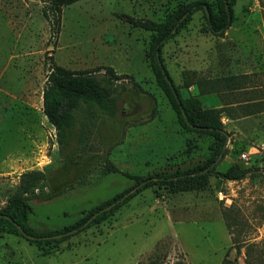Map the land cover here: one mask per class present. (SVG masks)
I'll list each match as a JSON object with an SVG mask.
<instances>
[{"label":"rangeland","instance_id":"obj_1","mask_svg":"<svg viewBox=\"0 0 264 264\" xmlns=\"http://www.w3.org/2000/svg\"><path fill=\"white\" fill-rule=\"evenodd\" d=\"M194 2H206L215 18L225 9L219 0H80L62 8L53 37L42 0H0V211L26 172H43L46 192L74 185L51 200L29 199L28 226L48 233L134 185L120 174L105 173L106 161L139 177L207 166L193 176L190 189L149 187L56 246L0 233V264H221L231 247L221 213L231 205L245 223L239 238L264 240V112L231 119L241 115L237 108L244 103L264 104V0H234L233 21L218 37L197 11L161 47L162 63L182 100L196 101L201 110L233 109L220 115L227 134L222 159L217 138L179 133L149 68L152 58L145 56L155 34L118 17L165 22L173 10ZM50 56L69 70L109 66L143 90L137 93L127 79L118 81L117 117L88 125L84 151L78 125L59 146L42 113ZM228 75L247 77L240 89L218 95L213 82ZM240 161L252 170L248 177H221ZM234 257L232 249L229 258ZM243 259L241 249L237 264Z\"/></svg>","mask_w":264,"mask_h":264},{"label":"trees","instance_id":"obj_2","mask_svg":"<svg viewBox=\"0 0 264 264\" xmlns=\"http://www.w3.org/2000/svg\"><path fill=\"white\" fill-rule=\"evenodd\" d=\"M79 1L42 0L44 4L42 10L43 17L49 22L53 37L59 31L62 8ZM219 2L225 9L216 18L212 15L211 7L206 2H194L189 5L180 6L172 11L169 19L165 22L137 19L124 14L118 17L134 28L155 34V37L149 41L145 56L152 58L149 68L156 85L163 91L170 108L175 113V121L179 133L188 136L191 134H206L217 138L220 143L218 155L222 159L225 156L227 134L220 122V115L227 111L225 109L229 108L224 106L219 109L210 108L201 110L196 101L193 104V101L182 100L178 91L172 85L161 59L162 45L174 35L183 22L188 20L197 11H201L204 14L208 29L212 35L216 37L223 35L233 21L232 7L234 6V0H219ZM49 61L48 73L42 90L41 109L47 122L55 130V137L59 146L66 144L68 132L78 125V143L80 150L84 151L88 147L87 134L84 133L89 129L88 125H93L95 120L101 117L111 120L116 119L118 114L117 101L120 95L117 92L118 81L127 79L135 87L134 89L137 93L143 92L142 88L134 82L132 77L118 75L109 66L75 71L56 65L52 60V56L49 57ZM246 77L245 75H228L218 78L213 82V91L221 96L227 95L240 89L238 86H240V83ZM262 103L260 100L244 103L241 105L242 107L239 106L241 108H237V111H241V115L231 119L263 113L264 104ZM230 111H233V109H229L226 115ZM243 165L242 161L237 162L226 173L222 174L221 177L228 181L243 180L252 173L251 169ZM206 167L194 168L173 175L155 174L153 176L139 177L122 172L112 162L106 161L103 165L105 173L120 174L133 180L134 185L130 189L102 202L74 223L60 230L48 233H36L28 226L27 221L30 213L29 199L32 196H36L43 200H51L61 196L67 190L74 189V185H67L54 193L46 192L45 174L41 171L26 172L20 176L17 189L8 198L5 208L0 211V233L18 234L31 243L56 246L84 230L101 223L130 199L149 187L164 183L174 191L190 189L195 180L193 176L198 175ZM76 184L81 185L82 178ZM221 215L225 227L231 236V247L225 254L221 264H237V258L241 254V249H244V264H264V240L255 243L249 242L245 238H239L245 223L243 220H239L240 218L234 210V205H231V208L229 207L228 209L224 208ZM158 245L155 247L156 250L158 249ZM232 249L235 250V257L230 259L229 252ZM156 259L157 257L155 256Z\"/></svg>","mask_w":264,"mask_h":264},{"label":"crops","instance_id":"obj_3","mask_svg":"<svg viewBox=\"0 0 264 264\" xmlns=\"http://www.w3.org/2000/svg\"><path fill=\"white\" fill-rule=\"evenodd\" d=\"M46 81V80H45ZM41 99H42V96H41ZM41 103H42V100H41ZM42 107V106H41Z\"/></svg>","mask_w":264,"mask_h":264}]
</instances>
